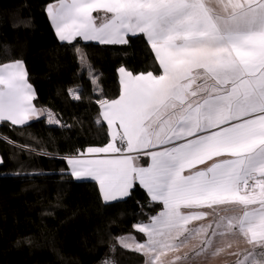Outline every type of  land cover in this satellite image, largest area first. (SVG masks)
Instances as JSON below:
<instances>
[{"label":"snow or ice","instance_id":"1","mask_svg":"<svg viewBox=\"0 0 264 264\" xmlns=\"http://www.w3.org/2000/svg\"><path fill=\"white\" fill-rule=\"evenodd\" d=\"M216 3L59 0L46 9L61 41L127 44L129 34H143L162 69L122 67L121 94L99 102L110 142L67 159L72 176L98 181L104 201L128 198L138 185L162 206L137 229L147 237L134 248L145 264L174 250L189 222L205 215L188 210L212 206L240 208L225 228L251 249L236 264H264V0ZM97 10L110 14L100 27ZM33 99L22 62L0 66V120L25 125L38 117ZM142 156L150 165L137 164Z\"/></svg>","mask_w":264,"mask_h":264},{"label":"trees","instance_id":"2","mask_svg":"<svg viewBox=\"0 0 264 264\" xmlns=\"http://www.w3.org/2000/svg\"><path fill=\"white\" fill-rule=\"evenodd\" d=\"M53 1L0 0V64L21 60L35 106L59 121H0V264H142L118 238L142 240L136 224L162 206L138 185L104 202L96 182L73 179L65 157L108 142L99 102L119 94L117 69L156 75L158 61L139 33L127 44L58 40L45 11Z\"/></svg>","mask_w":264,"mask_h":264},{"label":"crops","instance_id":"3","mask_svg":"<svg viewBox=\"0 0 264 264\" xmlns=\"http://www.w3.org/2000/svg\"><path fill=\"white\" fill-rule=\"evenodd\" d=\"M58 2H59V0H56V1H53L52 3L47 4L46 9L48 8V6L55 5ZM208 2L210 4V6H212V7H218L216 0H208ZM46 9H45V11H46ZM46 14L50 20L51 27L54 30V33H55L57 39L60 40L56 31H55V25L51 21V18L48 15L47 11H46ZM93 17H94L95 25L97 27H100L101 25L105 24L108 19H110V14H106L103 10H97V11L93 12ZM129 35H132V34H129ZM75 39L83 40L82 37H76ZM74 40H71V41H74ZM146 40H147V38H146ZM71 41H62V42H71ZM83 41H85V40H83ZM87 42H91V41H87ZM93 42L99 43L98 41H93ZM149 46H150V44H149ZM153 54H154V52H153ZM13 62H16V61H8V63L0 64V66L6 65L9 63H13ZM19 62H22V61L20 60ZM22 65H23V62H22ZM23 67L26 70L24 65H23ZM121 68L122 67H119L117 69L120 91H119V94L117 95L116 98H118L122 92L123 76L119 71ZM160 72H162V69H160ZM141 73L147 74L148 72H141ZM27 83L30 85V83L28 82V79H27ZM33 91H34V96H35V90H33ZM32 104L35 106L34 101H32ZM35 107L38 110H40L42 114L39 115L38 117H34L32 120H35L37 118H41L43 116H46L47 119H50V116H49L50 112H48V111L46 112L45 110H43L42 108H39L37 106H35ZM102 112H103V108L100 105L101 119H102ZM51 115L56 120L55 116L52 113H51ZM32 120H30V121H32ZM0 121H3V120H0ZM30 121H27L26 123H28ZM7 122L11 124L10 121H7ZM16 126H23V125H16ZM107 130H108V134H109L108 142H110L111 129L107 127ZM88 147H91V146H88ZM87 148H85L84 151L79 152V154L83 158H88L87 152H86ZM74 155H76V154L66 156L65 157L66 162H67L68 158H72ZM136 162L139 166H148V165H150L151 160H150V157H143L142 156V157L138 158ZM67 167H68V172L71 173V166L69 164H67ZM198 167H202V166H198ZM72 177H73V179L78 180V181L92 180V181L97 183L98 188H99L98 181H95L91 177H81V178H76L74 176H72ZM99 193L101 194V198L103 200V193L100 190V188H99ZM117 200H122V198H118ZM104 202H111V201H104ZM161 210H162V208H160L159 211L154 216H156ZM188 211H202L205 213V215L202 217L201 220L190 221L189 224L187 225L188 231L183 233L180 237H178L175 240V242H174L176 244L175 249L171 250V251H169L167 249L164 250L163 255H161L160 260L158 261L160 263L156 262V264H177L176 262H174V260H178L177 259L178 257H179V259H185V257L193 258L192 254L194 252L196 253L199 251L203 252L201 254V257L216 256V261L213 264H236L237 260L243 259L244 250H246V249L250 250L251 249V245L246 243V241L244 239L240 238L238 235L233 234V232L227 231L225 228V225L227 224V220L230 217H235V216L241 214L239 207L212 206V207H204L201 209H190ZM147 223H150V220L145 222V223L136 224L135 228L138 229L139 226H141L143 224H147ZM217 225H219V227ZM202 227L207 229V231L206 232L199 231ZM213 231H215L217 233L215 236L212 235ZM142 234L144 236L142 240H138L133 235L124 234L123 236H120L118 238L119 244L121 246H123L124 243H127V244L132 246L129 249L134 250L135 245L137 243H144L147 241L146 235L144 233H142ZM209 237L212 239L213 244L211 246H207L206 244L203 245V243H205V241ZM229 245L231 246L230 248H229ZM201 248H203V251ZM218 249H222L223 251H218ZM229 252L240 253V255L239 256L229 255L228 254ZM147 259H148V257H146L144 255V261L142 264H145V261ZM153 259H154V257H153ZM104 264H112V263H104Z\"/></svg>","mask_w":264,"mask_h":264},{"label":"rangeland","instance_id":"4","mask_svg":"<svg viewBox=\"0 0 264 264\" xmlns=\"http://www.w3.org/2000/svg\"><path fill=\"white\" fill-rule=\"evenodd\" d=\"M50 120V119H48ZM205 243H203L204 245ZM203 249V248H201ZM203 252H194L192 254L193 258L185 257V259L174 260L177 264H213L216 261V256L201 257ZM160 263V262H158Z\"/></svg>","mask_w":264,"mask_h":264}]
</instances>
